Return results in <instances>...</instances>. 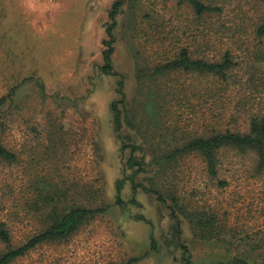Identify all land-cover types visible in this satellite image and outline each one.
I'll list each match as a JSON object with an SVG mask.
<instances>
[{"label": "rangeland", "instance_id": "374dc122", "mask_svg": "<svg viewBox=\"0 0 264 264\" xmlns=\"http://www.w3.org/2000/svg\"><path fill=\"white\" fill-rule=\"evenodd\" d=\"M114 1L0 0V98L9 95L0 106L2 138L19 154L13 165L0 159V202H11L13 190L29 198L30 184L50 183L67 193L62 201L90 199L106 208L67 239L12 264H125L133 257H140L134 264H185L181 242L194 264L242 255L263 263L264 171H256L254 153L223 150L215 176L196 153L169 162L199 122L178 100L181 83L167 85L166 77L144 86L149 75L140 83L139 70L169 48L165 37L195 27L191 8L178 0H126L114 29L113 73L106 74L103 40ZM120 78L126 108L118 137L111 103L120 98ZM149 86L176 94L166 103L149 99ZM131 142L140 145L145 168L135 183L127 179L117 203ZM172 197L210 222L204 230L212 238L195 235L178 209L179 219L172 215Z\"/></svg>", "mask_w": 264, "mask_h": 264}, {"label": "trees", "instance_id": "16d2710c", "mask_svg": "<svg viewBox=\"0 0 264 264\" xmlns=\"http://www.w3.org/2000/svg\"><path fill=\"white\" fill-rule=\"evenodd\" d=\"M125 1L115 0L108 13V38L103 40L105 48L102 51L105 61L102 69L106 74L113 73L114 29ZM178 4L191 8L195 27L182 28L181 33L171 36L168 34L165 39L169 40V48L163 50V59L139 70L140 83L144 76L149 75L143 82L144 86L155 85L159 78L166 77L167 85L181 83L184 87L177 93L181 97L178 100L188 103L192 115H196L195 119L199 122V131L170 152L167 160L170 162L196 153L204 161L207 172L215 176L220 152L232 149L240 153H254L255 169L263 172L264 0H178ZM182 75L186 77L183 82L180 79ZM117 92L120 98L112 101L111 110L114 129L119 137L123 127L122 109L126 108L122 78L118 81ZM161 94L149 86L148 98L154 100L161 97L164 103L176 93L166 91L163 96ZM8 98L9 95L1 97L0 106ZM3 131L4 123L0 116V159L8 164H16L19 154L4 143ZM127 147H130V151L123 162L125 176L116 181L117 203L122 202L121 193L127 179L135 183L136 176L145 168V156L138 152L140 145L131 142ZM130 170L132 174H127ZM27 191L29 198H20L21 192L18 191L16 195L13 190L11 202L1 199L0 264H12L40 245L67 239L87 220L106 211L105 207L90 199L87 203L76 199L62 201L60 197L67 193L57 190L50 183L35 188L30 184ZM155 193H158L159 199H164L158 190ZM172 201L175 205L172 215L175 218H178V209L188 218L195 235L203 239L212 238L204 230L210 223L206 218L185 211L177 198L172 197ZM180 232L179 229V237ZM151 246L156 248L155 240H152ZM181 247L184 250V263L194 264L188 246L181 242ZM139 260L140 257H133L125 264H134ZM215 264L264 262L242 255Z\"/></svg>", "mask_w": 264, "mask_h": 264}]
</instances>
